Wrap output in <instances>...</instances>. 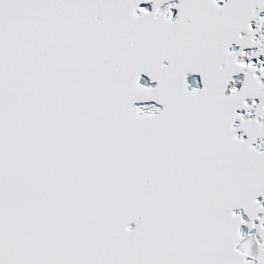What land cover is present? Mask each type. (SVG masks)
Masks as SVG:
<instances>
[{
	"label": "snow or ice",
	"instance_id": "6c2138e0",
	"mask_svg": "<svg viewBox=\"0 0 264 264\" xmlns=\"http://www.w3.org/2000/svg\"><path fill=\"white\" fill-rule=\"evenodd\" d=\"M0 264H264V0H0Z\"/></svg>",
	"mask_w": 264,
	"mask_h": 264
}]
</instances>
